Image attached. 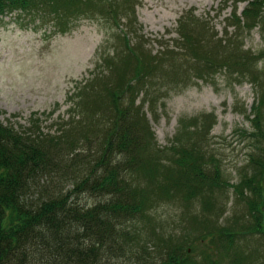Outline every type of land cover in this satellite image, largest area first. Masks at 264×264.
<instances>
[{
	"label": "trees",
	"instance_id": "trees-1",
	"mask_svg": "<svg viewBox=\"0 0 264 264\" xmlns=\"http://www.w3.org/2000/svg\"><path fill=\"white\" fill-rule=\"evenodd\" d=\"M129 2L133 3L0 0V13L14 10L18 16L22 12L49 19L62 30L77 19L108 17L101 20L116 24L122 45L119 52L101 51L106 54L107 75L89 80L87 95L71 108L83 113L86 122H64L60 126L64 129L55 134L38 128L28 134L0 121V264H106L103 259L108 255V263L118 264H264V92L252 105V116H247L252 131L240 132L249 133L254 148L238 182L231 185L221 176L219 162L215 165L206 155L207 119L180 120L174 143L164 152L168 155L164 165L158 157L163 150L147 152L154 142L151 136L145 138L149 127L144 114L134 109H139L134 103L142 88L138 83L154 86L156 73L164 70L156 67L175 68L176 83L184 75L201 79L208 72L205 67L250 73L254 57L231 38L209 35L192 13L177 25L179 42L166 43L155 52L142 50L139 44L134 48L129 32L135 33L137 24L134 8L126 11ZM240 14H232L233 23L242 18L243 26L252 27L264 18V0L248 1ZM259 58L264 59V49ZM229 187L241 206L219 224L209 218L215 209L214 194ZM82 192L95 201L75 200ZM153 198L181 207L194 201L202 205L201 215L188 219L192 228L182 241L165 235V230L155 232L146 220ZM135 221L151 225L150 230L140 229Z\"/></svg>",
	"mask_w": 264,
	"mask_h": 264
},
{
	"label": "rangeland",
	"instance_id": "rangeland-1",
	"mask_svg": "<svg viewBox=\"0 0 264 264\" xmlns=\"http://www.w3.org/2000/svg\"><path fill=\"white\" fill-rule=\"evenodd\" d=\"M132 1L126 6V11L134 8V24L137 25L134 26L135 33L129 32L134 48L139 44L142 50L143 47L151 48L155 52L162 51L166 43L179 42L177 25L184 16L192 13L208 28L209 35L214 34L216 39L231 38L254 57L250 73L240 74L226 66L205 67L208 72H204L201 79L181 75L183 80L177 79L176 83L172 74L175 68L156 67V71L164 67L156 73V84L151 86L147 80L145 84L137 82L142 88L134 101L139 108L134 107L135 111L144 114L148 123L145 138L151 136L154 142L147 152L151 154L154 152L152 149L163 150L158 157L164 165L168 164V155L164 152L174 143L173 138L181 126L180 120L198 118L200 122L207 119L210 129L206 155L214 158L215 165L219 162L223 179L230 185L235 184L255 143L249 133L242 136L240 132L243 129L252 131L247 116H252V105L264 92V59L259 58L264 49V18L250 28L243 26L242 18L238 24L233 23L232 14L236 12L241 16V11L250 0ZM103 18L109 19H77L71 29L66 30L37 23L36 19L28 16L17 18L16 15H7L0 18V121L4 125L20 133L27 131L32 134L38 128L40 132L55 134L64 122H86L83 113L71 108L87 95L89 80L104 76V73L107 75L108 62L105 63L106 54L101 51L112 54L122 49L121 40H117L119 29L115 28L116 24L111 20V23L101 20ZM124 21L128 23V18L124 17ZM190 66L187 65L192 70ZM262 110L264 112V105ZM69 122L65 128H69ZM215 192V209L210 210L209 218L224 224L231 219L234 211L240 209L241 204L238 205L232 187L222 193ZM74 198L89 204L96 199L86 192ZM150 205L152 208H148L149 213L145 215L150 214L151 219L148 216L146 220L155 227V232L165 230V235L180 241L192 228L188 219L192 215L200 216L202 208L196 201L190 202L188 207H181L177 202L154 198ZM202 215L206 217L208 214ZM136 226L150 230L151 225L139 221ZM141 234L147 236L148 233L141 231ZM148 249L153 250L152 246ZM106 257L103 263L118 264L116 260H112L115 263H108L111 256Z\"/></svg>",
	"mask_w": 264,
	"mask_h": 264
}]
</instances>
